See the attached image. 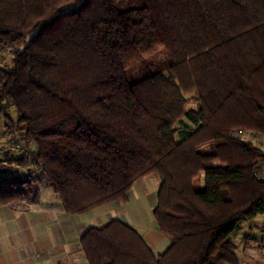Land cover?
<instances>
[{"label": "trees", "instance_id": "trees-1", "mask_svg": "<svg viewBox=\"0 0 264 264\" xmlns=\"http://www.w3.org/2000/svg\"><path fill=\"white\" fill-rule=\"evenodd\" d=\"M4 47L0 123L27 153H2L0 204L43 176L80 213L153 172L165 248L113 217L80 233L86 262L240 264L229 232L264 218V149L230 129L264 131V0H0Z\"/></svg>", "mask_w": 264, "mask_h": 264}, {"label": "crops", "instance_id": "crops-1", "mask_svg": "<svg viewBox=\"0 0 264 264\" xmlns=\"http://www.w3.org/2000/svg\"><path fill=\"white\" fill-rule=\"evenodd\" d=\"M157 184V175L148 173L135 179L124 195L80 213L64 211L49 186L0 204V264H52L57 260L88 264L79 248L80 233L89 225L99 226L113 217L132 225L154 253L162 251L167 239L157 230L154 220H133L131 208L126 206L131 193H139L148 199L151 209ZM241 255L240 264H264V238L245 251L242 248Z\"/></svg>", "mask_w": 264, "mask_h": 264}, {"label": "rangeland", "instance_id": "rangeland-1", "mask_svg": "<svg viewBox=\"0 0 264 264\" xmlns=\"http://www.w3.org/2000/svg\"><path fill=\"white\" fill-rule=\"evenodd\" d=\"M9 51L8 47H4L0 50V63H4L6 65L10 64L9 61ZM157 63L164 60V57L160 52L155 54L153 57ZM140 70H133L132 72L128 71L129 74H139ZM7 110L11 115H15V112L11 105L8 104ZM264 149V147H263ZM2 153H6L8 155L19 156L21 154H26L27 149L25 148L24 141L21 140V136L18 132H9L4 129V126L0 123V157H4ZM19 164L16 161L12 160L10 163V167L17 171L29 170L31 172L39 173L38 167L33 166L32 162ZM155 174V173H153ZM148 179V177H147ZM149 182V181H148ZM36 186L42 190L44 187L46 188L48 185L44 179V177H40L36 182ZM33 194L32 192H30ZM128 207L131 208V216L133 220L140 221L141 223H145L147 220H151V212L148 206V199L139 193L136 195L135 193H131V200L127 203ZM133 208V209H132ZM134 213V215H133ZM261 213H257L252 218H242L237 226L229 232V237L234 242L237 254L240 256L242 248L245 251L246 247H251L254 244L259 242V238H264V218ZM246 234H249L250 238L246 239ZM257 238V239H255ZM247 245V246H246ZM246 246V247H244ZM252 251L253 248L251 249ZM242 256V255H241Z\"/></svg>", "mask_w": 264, "mask_h": 264}, {"label": "built area", "instance_id": "built-area-1", "mask_svg": "<svg viewBox=\"0 0 264 264\" xmlns=\"http://www.w3.org/2000/svg\"><path fill=\"white\" fill-rule=\"evenodd\" d=\"M230 134L236 138L249 141L257 147H264V131H257L248 127L235 126L230 129ZM252 173L255 178L264 181V163L254 166Z\"/></svg>", "mask_w": 264, "mask_h": 264}]
</instances>
